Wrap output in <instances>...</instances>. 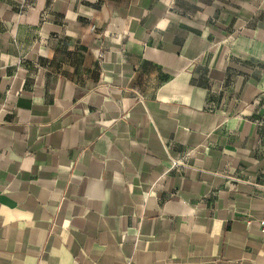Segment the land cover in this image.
<instances>
[{"label":"crops","instance_id":"0c3cea01","mask_svg":"<svg viewBox=\"0 0 264 264\" xmlns=\"http://www.w3.org/2000/svg\"><path fill=\"white\" fill-rule=\"evenodd\" d=\"M262 215L264 0H0V264H264Z\"/></svg>","mask_w":264,"mask_h":264},{"label":"built area","instance_id":"2783aa9c","mask_svg":"<svg viewBox=\"0 0 264 264\" xmlns=\"http://www.w3.org/2000/svg\"><path fill=\"white\" fill-rule=\"evenodd\" d=\"M172 165L180 164L179 160H172ZM258 229L261 233H264V215L258 219Z\"/></svg>","mask_w":264,"mask_h":264}]
</instances>
